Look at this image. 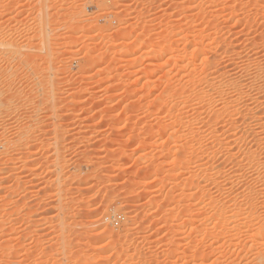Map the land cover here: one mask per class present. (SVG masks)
Wrapping results in <instances>:
<instances>
[{"label": "rangeland", "instance_id": "1", "mask_svg": "<svg viewBox=\"0 0 264 264\" xmlns=\"http://www.w3.org/2000/svg\"><path fill=\"white\" fill-rule=\"evenodd\" d=\"M0 89V264H264V0H0Z\"/></svg>", "mask_w": 264, "mask_h": 264}, {"label": "bare ground", "instance_id": "2", "mask_svg": "<svg viewBox=\"0 0 264 264\" xmlns=\"http://www.w3.org/2000/svg\"><path fill=\"white\" fill-rule=\"evenodd\" d=\"M1 90V89H0ZM7 90H9V89H7ZM5 91V90H4Z\"/></svg>", "mask_w": 264, "mask_h": 264}]
</instances>
